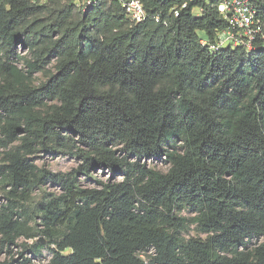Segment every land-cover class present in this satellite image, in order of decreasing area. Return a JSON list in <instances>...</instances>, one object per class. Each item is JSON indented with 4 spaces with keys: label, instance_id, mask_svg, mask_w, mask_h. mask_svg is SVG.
<instances>
[{
    "label": "trees",
    "instance_id": "trees-1",
    "mask_svg": "<svg viewBox=\"0 0 264 264\" xmlns=\"http://www.w3.org/2000/svg\"><path fill=\"white\" fill-rule=\"evenodd\" d=\"M143 1L135 24L112 0H0V180L10 202L62 191L40 229L0 210L1 248L44 238L46 264H264V37L211 52L228 27L214 0ZM44 152L79 165L52 173L32 160Z\"/></svg>",
    "mask_w": 264,
    "mask_h": 264
},
{
    "label": "rangeland",
    "instance_id": "rangeland-1",
    "mask_svg": "<svg viewBox=\"0 0 264 264\" xmlns=\"http://www.w3.org/2000/svg\"><path fill=\"white\" fill-rule=\"evenodd\" d=\"M208 1V0H207ZM80 8H83V2L78 3ZM84 9V8H83ZM204 34L200 32V36ZM228 44L223 46V49L227 48ZM17 51L21 57H29V51L25 49L22 45H17ZM19 67H24L23 61L16 60ZM55 62L51 61L48 65L49 70H54ZM45 76L42 73H37L33 76L32 80L35 85H39L41 82L45 80ZM32 160L36 163V165L40 168L46 169L52 173L58 174H70L74 169H76L79 165V160L76 158H72L70 156H55L50 155L48 153H39L32 157ZM152 167L157 168L161 172H167L169 170V166L163 160H155L150 162ZM99 180H108L110 176L108 173L102 174L99 172L98 174ZM81 185L84 187L95 188L96 184L94 181L90 180H81ZM10 188L6 187V184L0 180V210H4L5 208L12 209L18 211L21 215V223L27 225L28 228L40 229L42 228V221L39 218L40 215V204L46 203L54 197H57L62 194V191L52 184H47L36 188L32 191L31 197L26 201H18L17 199H13L12 202L9 201L8 192ZM184 215L187 217H192L195 214L192 211L184 212ZM206 235L200 233L196 226H192L187 238H205ZM1 238V237H0ZM37 243L42 244V249L40 253L35 252L32 249L34 245ZM258 242L253 241L251 243V247L256 245ZM55 247L48 240L41 238L36 239H27L25 237H20L17 240V244L14 246H5L1 248L0 245V261H9L10 259L19 260L17 264H23V261L26 259H30L31 262L29 264H46L52 258V251L50 248ZM11 252V253H10Z\"/></svg>",
    "mask_w": 264,
    "mask_h": 264
},
{
    "label": "built area",
    "instance_id": "built-area-1",
    "mask_svg": "<svg viewBox=\"0 0 264 264\" xmlns=\"http://www.w3.org/2000/svg\"><path fill=\"white\" fill-rule=\"evenodd\" d=\"M77 5L83 2V8L91 5L95 0H75ZM119 3L125 11L127 17L135 24L144 23L149 18L143 0H112ZM217 3L218 11L227 21L228 27L218 34L215 43L209 46L211 52H219L225 44L228 47H245L253 50V43L264 37L263 23L261 19V7L264 0H214ZM184 4L182 8H186ZM199 10L196 14H200ZM179 16V11H175V17ZM159 21V18H156ZM202 46H208V42L201 41Z\"/></svg>",
    "mask_w": 264,
    "mask_h": 264
}]
</instances>
